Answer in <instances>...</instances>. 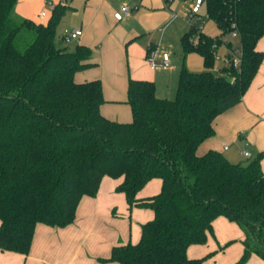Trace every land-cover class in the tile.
I'll list each match as a JSON object with an SVG mask.
<instances>
[{
    "label": "trees",
    "instance_id": "16d2710c",
    "mask_svg": "<svg viewBox=\"0 0 264 264\" xmlns=\"http://www.w3.org/2000/svg\"><path fill=\"white\" fill-rule=\"evenodd\" d=\"M204 1L220 35L213 38L202 24L192 26L182 44L186 54L202 56L207 71L184 67L174 100L158 98L154 81L130 78L127 103L133 121L125 124L102 115L100 80L75 81L78 72L96 64L90 47L58 43L67 5L54 6L44 25L18 17L19 0H0L2 252L28 256L37 225L74 224L82 199L96 197L110 177L124 178L117 192L125 194L131 210L151 209L155 218L143 225L139 243L115 247L101 261L207 264L208 258L190 259L188 249L207 244L220 217L245 233L244 254L236 264L253 256L264 261V152L237 164L220 152L197 154L215 136L217 117L243 102L264 61L257 49L264 37V0ZM165 3L171 11V0ZM231 52L241 60L236 68ZM217 53L231 60L218 75ZM153 179L163 181L161 193L139 200Z\"/></svg>",
    "mask_w": 264,
    "mask_h": 264
},
{
    "label": "crops",
    "instance_id": "0c3cea01",
    "mask_svg": "<svg viewBox=\"0 0 264 264\" xmlns=\"http://www.w3.org/2000/svg\"><path fill=\"white\" fill-rule=\"evenodd\" d=\"M47 1L19 0L15 14L47 25L54 6L62 2L68 8L65 17L77 16L78 25L74 30H82L83 35L75 41L93 50L92 62L96 65L78 72L75 81L86 83L102 79L105 103L101 113L104 117L125 124L133 121L132 109L127 103L130 78L154 81L157 97L173 100L172 89L177 92L179 67L171 62V69L167 71L154 70L148 53L155 47L145 37L148 32L171 26L177 36L175 41L179 42L182 36L171 14L161 11V0H49L52 9L48 12L45 11ZM125 5L138 9L119 21L116 15ZM43 12L47 13L46 17H42ZM257 49L264 53V37ZM159 72H167L163 84L169 94L162 88ZM214 127L215 136L201 144L197 151L199 156L216 151L237 164L243 163L242 150L244 159H254L264 152V61L243 102L217 117ZM245 153L250 156L246 157ZM261 166L264 172V159ZM123 181L124 178L105 177L96 197L82 199L74 224L65 228L37 225L29 255L0 250V264H119L101 260L109 259L115 247L139 243L143 225L155 218L151 209L138 206L130 209L125 194L117 192ZM162 188L163 181L153 179L139 192L138 199L157 196ZM213 229L214 234L209 235L207 244L191 246L188 257L208 258L207 264L239 262L245 250L243 230L224 217L215 220ZM247 264H264V261L253 256Z\"/></svg>",
    "mask_w": 264,
    "mask_h": 264
},
{
    "label": "rangeland",
    "instance_id": "374dc122",
    "mask_svg": "<svg viewBox=\"0 0 264 264\" xmlns=\"http://www.w3.org/2000/svg\"><path fill=\"white\" fill-rule=\"evenodd\" d=\"M195 0H171V11L167 9L165 0H161V11L165 10V12L171 14L172 16V22L175 24L179 29L181 33V38L179 39V42L175 41L177 40V36H175L172 32L174 27H168V28H160L159 30H155L152 32L146 33L145 37L147 38V42H151L154 44V49L161 55L164 53H171V62L174 66L179 67V70L181 71L184 67L194 73H202L207 71V69L204 66V60L200 54L197 52H192L190 54H186L183 50V44H182V38L186 32H189L192 28V26H200L202 24L205 34H207L210 37L216 38L220 35V30L217 26V24L211 20L207 14V10L205 7L202 8L200 14L201 16H195L194 18L190 17V11L194 4ZM52 9V3H47V8L45 11H50ZM122 13V11H121ZM171 23L168 24V26ZM78 25L77 16H73L69 14L67 17L63 18L60 25L57 29V38L59 45H63L64 47H67L69 49H73L75 45H77L78 41H72V42H64L63 36L66 30L72 31L74 30ZM232 38L230 37V40ZM63 41V42H62ZM234 43L235 48L240 47V42L237 39H232ZM220 54L225 55L226 50L222 48L220 49ZM241 56V52H240ZM224 62L217 60L214 73L220 74V69L224 67ZM155 70V69H154ZM156 71H162V70H156ZM158 73L160 76V79H162V88H164V92L170 93L168 90L165 89V86L163 84L164 76H167V72ZM100 81L103 83L102 79ZM176 89H172V99L174 100L176 97ZM242 152H244L242 150ZM242 152L240 153V160L244 163L248 161V159H244L242 157Z\"/></svg>",
    "mask_w": 264,
    "mask_h": 264
},
{
    "label": "built area",
    "instance_id": "2783aa9c",
    "mask_svg": "<svg viewBox=\"0 0 264 264\" xmlns=\"http://www.w3.org/2000/svg\"><path fill=\"white\" fill-rule=\"evenodd\" d=\"M47 3H51L49 0L47 1ZM205 1L204 0H195L190 13V17L194 16V15H198L200 14L203 6H204ZM134 9H138V7H130V6H123L122 8V13H119L116 15L117 20L121 21L124 17L129 16L131 14V12ZM47 13L43 12L42 13V17H46ZM201 29H203V26L201 25ZM83 35L82 30H66L63 36V41L66 42H72L75 41L77 39H79L81 36ZM233 38L237 37V34H233L232 35ZM194 40V44L198 43V36L193 37ZM236 52L232 53L231 55L234 56V66L235 68L238 67L241 63V60L238 56H236ZM216 58L217 60L223 61L225 62L226 65H230L231 60H228V58L221 56L219 53L216 54ZM148 61L151 64V66L155 69V70H164L167 71L169 69H171V55L169 53H164V54H159L156 50H151V52L148 54ZM246 157H249L250 155L248 153H245Z\"/></svg>",
    "mask_w": 264,
    "mask_h": 264
}]
</instances>
